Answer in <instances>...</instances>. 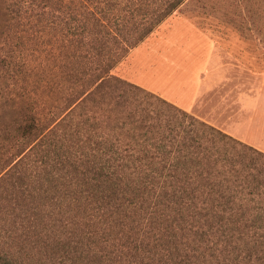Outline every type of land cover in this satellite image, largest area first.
<instances>
[{
    "label": "trees",
    "instance_id": "1",
    "mask_svg": "<svg viewBox=\"0 0 264 264\" xmlns=\"http://www.w3.org/2000/svg\"><path fill=\"white\" fill-rule=\"evenodd\" d=\"M187 1L0 0V264H264V151L113 73Z\"/></svg>",
    "mask_w": 264,
    "mask_h": 264
},
{
    "label": "rangeland",
    "instance_id": "2",
    "mask_svg": "<svg viewBox=\"0 0 264 264\" xmlns=\"http://www.w3.org/2000/svg\"><path fill=\"white\" fill-rule=\"evenodd\" d=\"M247 54L262 67L264 0H188L113 73L254 146L264 137L263 78L246 69ZM248 105L262 121L253 125ZM7 242L0 237V252L10 255Z\"/></svg>",
    "mask_w": 264,
    "mask_h": 264
},
{
    "label": "crops",
    "instance_id": "3",
    "mask_svg": "<svg viewBox=\"0 0 264 264\" xmlns=\"http://www.w3.org/2000/svg\"><path fill=\"white\" fill-rule=\"evenodd\" d=\"M216 60L218 59H220L221 58V56H220V54H219V52H217L216 53ZM249 57H252V56H249V54H247V56H246V58L248 59V61H247V63H246V69L248 70V71H254V69H258V71L260 72V74L262 75V83H261V96L264 94V62H263V65H262V67H254L255 66V64H254V61L252 60H250L249 59ZM251 59H253V57L251 58ZM250 61V62H249ZM258 72V73H259ZM254 103V102H253ZM180 107V106H179ZM247 109L250 111V109H252V112H253V115L255 116V119H253L254 121H253V125L255 124V122L256 121H262V114H259V115H256L255 113H254V107H252L251 108V106L250 105H248V107H247ZM247 113H250V112H247ZM251 114V113H250ZM261 116V117H260ZM260 117V119H258ZM263 117H264V113H263ZM255 128V131H258V129H259V127L257 126V127H254ZM258 139H257V143H254V147H258V149H260V150H262L263 151V149H262V147L264 148V137H263V139L261 140L260 139V137H257ZM251 146H253V145H251Z\"/></svg>",
    "mask_w": 264,
    "mask_h": 264
}]
</instances>
